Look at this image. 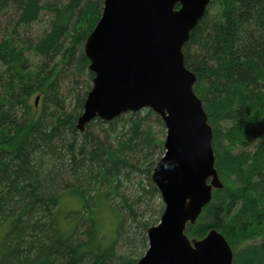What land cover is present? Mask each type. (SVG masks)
Segmentation results:
<instances>
[{
	"label": "trees",
	"instance_id": "16d2710c",
	"mask_svg": "<svg viewBox=\"0 0 264 264\" xmlns=\"http://www.w3.org/2000/svg\"><path fill=\"white\" fill-rule=\"evenodd\" d=\"M102 8L0 0V264H136L163 211L152 181L159 115L76 127L94 75L83 46ZM182 51L223 185L186 233L216 228L232 264H264V0H210Z\"/></svg>",
	"mask_w": 264,
	"mask_h": 264
},
{
	"label": "water",
	"instance_id": "95a60500",
	"mask_svg": "<svg viewBox=\"0 0 264 264\" xmlns=\"http://www.w3.org/2000/svg\"><path fill=\"white\" fill-rule=\"evenodd\" d=\"M210 0H103L85 39L92 87L76 127L94 118L112 120L144 108L165 126L164 153L152 181L164 204L148 227V247L136 264H232L225 236L212 228L201 239L186 236L223 187L215 167L212 128L194 91L195 74L184 63L183 45Z\"/></svg>",
	"mask_w": 264,
	"mask_h": 264
},
{
	"label": "rangeland",
	"instance_id": "374dc122",
	"mask_svg": "<svg viewBox=\"0 0 264 264\" xmlns=\"http://www.w3.org/2000/svg\"><path fill=\"white\" fill-rule=\"evenodd\" d=\"M48 18H49V14L47 13V12H45V11H43V13H42V15H41V22H39V24L38 25H35L34 26V28H33V30L34 31H39L40 32V29H41V27L42 26H44L45 25V22L48 20ZM41 23V24H40ZM85 79V81H86V78H84ZM66 85H68V81H66L65 82V84H64V87H66ZM91 87H92V82H91ZM40 99L39 98H36V95L35 96H33V98H32V101H34L35 102V104H36V106L37 107H39V105H40V101H39ZM156 129H161V125L160 126H157V127H155ZM163 129H162V136H161V138H162V140L164 141V139H165V134H166V130H165V126L163 125V127H162ZM161 202H162V200H161ZM162 204H163V202H162ZM163 206H164V204H163ZM163 209H164V207H163ZM163 212V211H162ZM160 216H161V214H160ZM160 216H159V219H158V221H157V223L159 222V220H160ZM197 222V221H196ZM156 223V224H157ZM155 225V224H154ZM187 228V227H186ZM102 229L105 231V233H106V235L108 236V238H112L113 237V235H114V233H113V225H112V222L110 221V220H105L104 221V225H103V227H102ZM185 233H186V231H185ZM208 233V232H207ZM146 236H147V233H146ZM186 236L189 238V239H197V240H199V239H201V238H196V237H193V236H190V235H188L187 233H186ZM203 238V237H202ZM147 247H148V240H147ZM147 249V248H146ZM145 251L146 250H144V252H143V254L145 253ZM142 254V255H143ZM141 255V256H142ZM140 256V257H141ZM139 257V258H140Z\"/></svg>",
	"mask_w": 264,
	"mask_h": 264
}]
</instances>
